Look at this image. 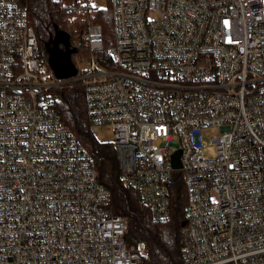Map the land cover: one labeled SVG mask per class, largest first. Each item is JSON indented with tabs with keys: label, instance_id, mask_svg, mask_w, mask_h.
<instances>
[{
	"label": "built area",
	"instance_id": "2783aa9c",
	"mask_svg": "<svg viewBox=\"0 0 264 264\" xmlns=\"http://www.w3.org/2000/svg\"><path fill=\"white\" fill-rule=\"evenodd\" d=\"M103 1L68 6L88 17L69 32L78 73L60 80L23 0H0V264H144L147 244L128 245V218L110 213L95 160L56 108L76 82L152 222L171 219L182 173L184 264H264V0ZM108 7L112 68L89 18Z\"/></svg>",
	"mask_w": 264,
	"mask_h": 264
},
{
	"label": "trees",
	"instance_id": "16d2710c",
	"mask_svg": "<svg viewBox=\"0 0 264 264\" xmlns=\"http://www.w3.org/2000/svg\"><path fill=\"white\" fill-rule=\"evenodd\" d=\"M79 0H23L28 8L29 22L34 28L43 54L45 44L54 34V26L67 32L83 30L78 14L68 6ZM102 28L104 49L99 53L101 66L112 68L108 50L114 39L110 7L97 10L89 17ZM85 19V16H84ZM56 108L65 126L70 128L96 163L100 182L111 192L110 213L128 218L126 240L129 246L144 241L148 247L144 264H184L181 232L188 203L186 182L181 172H176L170 186L171 219L165 223L152 222L149 210L143 205L134 189L125 187L121 180V166L116 148L111 143L98 140L91 130L85 102V89L81 82L69 84L57 91Z\"/></svg>",
	"mask_w": 264,
	"mask_h": 264
},
{
	"label": "water",
	"instance_id": "95a60500",
	"mask_svg": "<svg viewBox=\"0 0 264 264\" xmlns=\"http://www.w3.org/2000/svg\"><path fill=\"white\" fill-rule=\"evenodd\" d=\"M54 29V34L51 35L45 44L50 67L57 79L63 80L75 77L78 69L73 60V55L77 54L79 49L76 46H72L71 34L69 32L59 30L57 26H54ZM60 45L63 48H60ZM180 157V150L173 155L172 166L176 170L182 167Z\"/></svg>",
	"mask_w": 264,
	"mask_h": 264
},
{
	"label": "rangeland",
	"instance_id": "374dc122",
	"mask_svg": "<svg viewBox=\"0 0 264 264\" xmlns=\"http://www.w3.org/2000/svg\"><path fill=\"white\" fill-rule=\"evenodd\" d=\"M98 2L100 4V6L105 5V3H106L103 0H98ZM76 17L77 18L81 17V18H79V20L83 24L84 20L87 21L86 17H88V16H85V19H84V16H82V15H77ZM83 28H84V26H83ZM75 60L77 61V64H78L80 70H82V71L87 70L90 67V65H89L90 62L85 60V59L79 60L78 58H76ZM219 134H220V131L218 129H212V130L207 131L206 132V136H207L206 140H207L208 144H210V139H212V137H216ZM95 135L98 138V140L101 142L109 143L111 141V132H110L109 128H106L104 130H100V131L96 132ZM215 153H216L215 148L213 146H210V147L208 146V149H207L205 154L207 157H214Z\"/></svg>",
	"mask_w": 264,
	"mask_h": 264
},
{
	"label": "flooded vegetation",
	"instance_id": "af4514ba",
	"mask_svg": "<svg viewBox=\"0 0 264 264\" xmlns=\"http://www.w3.org/2000/svg\"><path fill=\"white\" fill-rule=\"evenodd\" d=\"M60 48H63V46H62V45H60Z\"/></svg>",
	"mask_w": 264,
	"mask_h": 264
}]
</instances>
